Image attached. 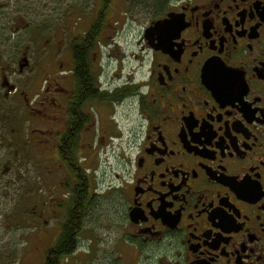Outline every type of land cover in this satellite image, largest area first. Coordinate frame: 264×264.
Wrapping results in <instances>:
<instances>
[{
	"label": "flooded vegetation",
	"instance_id": "obj_1",
	"mask_svg": "<svg viewBox=\"0 0 264 264\" xmlns=\"http://www.w3.org/2000/svg\"><path fill=\"white\" fill-rule=\"evenodd\" d=\"M114 1L98 0L55 73L51 105L39 103L59 158L74 129L71 157L86 175L109 148L126 168L107 187L120 196L108 211L98 212L89 178L71 256L84 248L103 249L102 264H264V0H118L128 15L112 22ZM119 20L141 27L135 50L119 47ZM73 178L61 222L75 207Z\"/></svg>",
	"mask_w": 264,
	"mask_h": 264
},
{
	"label": "rangeland",
	"instance_id": "obj_2",
	"mask_svg": "<svg viewBox=\"0 0 264 264\" xmlns=\"http://www.w3.org/2000/svg\"><path fill=\"white\" fill-rule=\"evenodd\" d=\"M113 4L109 20L126 18L127 8L118 0ZM99 8L98 0H0V264H44L46 251L57 241L63 214L57 208L66 199L70 175L55 144L47 143L45 126H56L44 125L39 103L45 96L51 105L55 73L67 69L70 43L80 39ZM120 23L114 34L121 38L119 47L135 50L141 27ZM59 82L69 85L64 78ZM96 164L87 176L100 192L98 212L108 211L120 196L107 187L120 182L126 168L110 148ZM105 231L96 235L114 232ZM90 233L84 229L83 236ZM83 249L60 264H102L103 249Z\"/></svg>",
	"mask_w": 264,
	"mask_h": 264
},
{
	"label": "trees",
	"instance_id": "obj_3",
	"mask_svg": "<svg viewBox=\"0 0 264 264\" xmlns=\"http://www.w3.org/2000/svg\"><path fill=\"white\" fill-rule=\"evenodd\" d=\"M88 42H90V39H88ZM87 46V42L83 40V45L78 46L79 50H77L76 58L78 60V70H80L82 73L85 71V56L89 49ZM75 138L74 129H72L68 134L65 145L63 146L64 148L60 150V158L66 162V167L69 170L70 176L72 178L74 177L73 179H76L74 182L77 185V195L73 197L72 205L77 207L78 210L74 207L73 210L71 209L68 211L66 219L61 223V234L59 239L56 241L55 245L49 247L45 253L46 258L44 264H60L62 259L68 258L71 255V252L75 250L77 244L76 239L78 237L77 228L75 227L78 223L80 224V222H78L77 216L80 212H82L78 207H80V205L83 206L84 204H87L91 201V196L88 195L87 191L89 178L85 173V169L78 168L80 165L78 157H71V149L76 147L74 146L76 143ZM72 232L75 233L73 234Z\"/></svg>",
	"mask_w": 264,
	"mask_h": 264
}]
</instances>
